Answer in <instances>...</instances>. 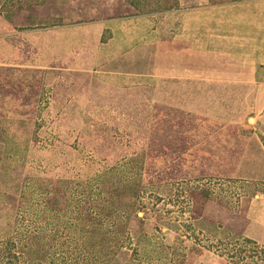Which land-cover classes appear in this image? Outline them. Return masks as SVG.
<instances>
[{
	"label": "rangeland",
	"instance_id": "374dc122",
	"mask_svg": "<svg viewBox=\"0 0 264 264\" xmlns=\"http://www.w3.org/2000/svg\"><path fill=\"white\" fill-rule=\"evenodd\" d=\"M131 9L121 0H45L0 11V238L54 233L46 264H63L79 246L88 254L77 264H240L244 246L231 237L264 247V228L243 210L264 197V135L253 119L261 104L246 106L240 89L237 101L206 100L200 119L163 103L149 116L135 95L104 106L99 81L65 69L60 50L54 57L59 39L69 43L61 57L75 49L82 23ZM81 228L98 231L83 240ZM103 231L112 239L100 240Z\"/></svg>",
	"mask_w": 264,
	"mask_h": 264
},
{
	"label": "crops",
	"instance_id": "0c3cea01",
	"mask_svg": "<svg viewBox=\"0 0 264 264\" xmlns=\"http://www.w3.org/2000/svg\"><path fill=\"white\" fill-rule=\"evenodd\" d=\"M79 26L81 31L71 43L75 49L66 48L69 53L62 52L61 57V47L69 43L59 39L54 57L59 54L67 70L83 71L85 81H99L104 106L120 105L135 95L145 99L149 116L153 104L163 103L200 119L208 109L206 100L231 97L237 101L242 94L238 90L244 89L246 106L261 104L262 112L253 119L264 135V0H175L165 9L132 10ZM37 48L39 55L45 47ZM221 72L227 75L220 76ZM162 74L166 79L159 77ZM85 88V97L91 99V86ZM261 147L263 163L262 143ZM247 210L250 223L264 228V197L252 198Z\"/></svg>",
	"mask_w": 264,
	"mask_h": 264
},
{
	"label": "trees",
	"instance_id": "16d2710c",
	"mask_svg": "<svg viewBox=\"0 0 264 264\" xmlns=\"http://www.w3.org/2000/svg\"><path fill=\"white\" fill-rule=\"evenodd\" d=\"M45 0H0V11L5 15L11 14V10H24V8H32L39 4H42ZM123 3L133 8L137 13H146L155 10H161L168 8L170 5H165L160 0H121ZM211 2H223L226 0H210ZM232 1V0H230ZM6 8V11H3ZM21 10V11H22ZM19 13V12H18ZM247 204L244 203L243 210L247 209ZM100 214L97 215V218ZM101 220V219H100ZM117 225V224H116ZM102 226H99V229L102 230ZM84 229H80L81 239H88L92 241L94 237L95 230L87 231L82 233ZM119 227L115 226L112 229L114 235L122 231H119ZM99 239L103 242L112 239L111 235L106 234L104 231L100 232ZM90 236L91 239H90ZM84 237V238H83ZM233 239V243H243L244 250L243 254L240 256V259H245L244 262H240V264H264V247L258 246L254 240L251 238H247L244 236H233L230 240ZM55 236L54 233H47L42 228L36 229H28L23 230L21 232H16V234L8 235L6 238H0V264H46L47 252L53 250ZM45 245H48L45 248ZM91 245V244H90ZM109 248V246H107ZM117 248V249H115ZM85 251L88 254L86 247H77V250L74 254H70L69 256H64L63 264H77L79 258V253ZM110 250L113 252L114 250L118 253H122L120 247L118 246H110ZM240 253L241 250H236L235 253ZM105 255V254H104ZM231 258L233 256H230ZM91 262H94L92 260ZM103 264H117L116 261L106 259L102 262ZM51 264V262H49ZM85 264H89V261L86 260Z\"/></svg>",
	"mask_w": 264,
	"mask_h": 264
},
{
	"label": "water",
	"instance_id": "95a60500",
	"mask_svg": "<svg viewBox=\"0 0 264 264\" xmlns=\"http://www.w3.org/2000/svg\"><path fill=\"white\" fill-rule=\"evenodd\" d=\"M251 119H252V118H251ZM251 119H250V120H251Z\"/></svg>",
	"mask_w": 264,
	"mask_h": 264
}]
</instances>
